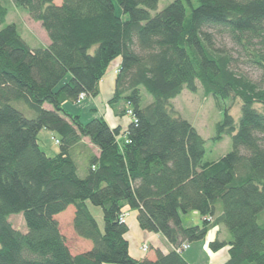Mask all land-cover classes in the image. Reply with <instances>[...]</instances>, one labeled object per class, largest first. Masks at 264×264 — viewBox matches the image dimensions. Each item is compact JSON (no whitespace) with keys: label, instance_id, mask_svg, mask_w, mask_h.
<instances>
[{"label":"trees","instance_id":"obj_1","mask_svg":"<svg viewBox=\"0 0 264 264\" xmlns=\"http://www.w3.org/2000/svg\"><path fill=\"white\" fill-rule=\"evenodd\" d=\"M10 1L49 43L29 47L0 5V264H187L177 249L218 226L230 239L208 248L227 247L224 264H264V0H174L153 16L159 0ZM217 37L242 52L260 85L236 72L238 60L216 47ZM117 57L107 105L130 118L126 128L101 117L82 124L66 113L64 103L99 95ZM198 90L222 111L214 140L231 137L232 151L213 163L203 162L205 141L171 105ZM42 130L58 138V154L41 150ZM85 138L99 155L80 177L71 151ZM87 203L101 209V229ZM70 206L75 235L91 243L77 255L55 220ZM125 209L171 250L133 259L120 221ZM190 212L200 226H183ZM14 215H22L25 233L12 228Z\"/></svg>","mask_w":264,"mask_h":264},{"label":"rangeland","instance_id":"obj_2","mask_svg":"<svg viewBox=\"0 0 264 264\" xmlns=\"http://www.w3.org/2000/svg\"><path fill=\"white\" fill-rule=\"evenodd\" d=\"M174 0H159L156 11H151L150 15L153 16L156 12L161 11L168 6ZM0 5L7 10L6 24H14L22 39L31 48H38L48 45L49 41L46 33L42 29L41 25L31 20V18L21 10L17 9L10 0H0ZM116 14L123 19L126 16H122L120 7L115 4ZM216 47L228 51L232 54L234 59L238 60V67L236 72L247 78L249 81L258 85L260 82V73L252 66H247L243 62L245 61L244 55L240 50L232 44L226 38H215ZM120 57L115 58L109 65V71H113L118 66ZM150 98L144 95L143 106L148 104ZM171 105L174 111L183 119L188 121L199 133V135L205 141V154L203 162L213 163L224 157L227 153L232 151L231 137L229 135H223L221 140L215 141L216 125L222 120V111L219 110L215 104V101L211 97H205L201 90L196 93H190L183 91L178 97L171 100ZM224 105L228 108L231 106L230 101L225 102ZM16 108L17 106L14 105ZM63 109L66 113L72 116H79L80 122L86 124L94 118H103L109 124L113 123L114 119L110 115L114 113L110 109L105 101L104 93L99 94L96 98L86 97L80 103H64ZM115 114V113H114ZM231 116L238 119L240 115V106L238 102H234L230 109ZM115 119L119 121L122 126H126L130 123L128 116H117ZM38 144L41 150L49 157L59 153V146L57 137L48 131L42 130L38 136ZM86 139V138H85ZM83 140V139H82ZM81 140V142H82ZM78 144L72 151L71 155L76 162L78 168V175L84 177L86 174L88 160L92 156H98L99 152L88 141ZM90 214L97 220L100 229L102 228V213L99 207H95L87 203ZM74 215V208L68 207L64 212L55 216V220L58 222L59 230L64 236L67 248L72 255L84 253L91 248V243L87 240L77 237L72 228V219ZM184 227L200 226L201 218L196 212H190L187 215L181 216ZM124 220L127 221L129 231L126 235V239L129 244V250L133 257H145L146 255L154 256V250H149V246L154 242L150 240L151 233L142 231L138 228L134 214L130 212V216L125 213ZM9 223L12 228L18 230L21 233L26 232L25 224L22 215H14L9 217ZM258 223L264 224V211L258 217ZM220 236L218 241L224 242L230 239L228 232L224 226L219 227ZM216 232V231H215ZM215 232L211 231L206 235L205 239L199 242L188 244V249L182 251V257L190 264H223L227 260H221V253H227V248H222L218 252H213L208 248L209 240L215 237ZM142 247H146L147 251L144 253ZM157 247V246H154ZM161 248V246H159ZM163 251H167L162 245ZM161 249V250H162ZM141 250V251H140ZM142 252V253H141Z\"/></svg>","mask_w":264,"mask_h":264},{"label":"crops","instance_id":"obj_3","mask_svg":"<svg viewBox=\"0 0 264 264\" xmlns=\"http://www.w3.org/2000/svg\"><path fill=\"white\" fill-rule=\"evenodd\" d=\"M120 63V62H119ZM118 66H119V64H118ZM118 66L116 67V68H114L113 69V71H109V69H108V72H107V74L105 75V77L101 80V82L99 83V94H101V93H104V95H105V101H106V103L108 102V100L112 97V95H113V91H114V82H115V75H116V70L118 69ZM111 117H113L114 119L112 120V122L113 123H111V124H109L106 120V122L108 123V125L111 127V128H115V127H118V126H120L122 129H125L126 128V126H122L120 123H119V121H117V119H115V114L114 113H112V115H110ZM84 141H87V139H83L82 140V142L81 143H85ZM80 143V144H81ZM97 150V149H96ZM97 156V155H96ZM130 212L131 213H133L134 214V217H135V221H136V213L135 212H133V211H129L128 209H125L124 210V213H126L128 216H130ZM125 222H126V225H127V221L125 220ZM136 224H137V222H136ZM128 226V225H127ZM138 226V225H137ZM219 227L220 226H218V227H215V228H213V229H211L210 231L212 232V233H214L215 231V237L213 238V239H211V240H209V243H211V242H213L214 240H218V237L220 236V231H219ZM139 228V227H138ZM128 230H129V228H128ZM209 231V232H210ZM208 232V233H209ZM207 233V234H208ZM125 238H126V236H125ZM150 240H152L154 243L152 244V245H150L149 246V250H154V252H155V250L156 249H158V250H160L162 253H168L170 250H171V245L163 238V237H161V236H159V235H154V234H152L151 236H150V238H149ZM127 240V239H126ZM128 242V241H127ZM208 243V244H209ZM129 245V244H128ZM162 245H164V248H165V250H167L166 252L165 251H163V249H162ZM154 246H157V247H154ZM159 246H161V248L159 247ZM189 247V246H188ZM227 248V247H226ZM162 249V250H161ZM227 250H228V248H227ZM141 251V250H140ZM142 253V252H141ZM129 255L133 258V259H135V260H138V261H141V260H149V261H153L154 259H155V255L154 256H152V257H150V256H148V255H146L145 257H139V256H135V257H133L132 256V254L130 253V250H129ZM220 255V258H221V260H227L228 259V253H221V254H219ZM186 261V260H185ZM187 262V261H186ZM187 264H190V263H188L187 262ZM224 264V263H223Z\"/></svg>","mask_w":264,"mask_h":264},{"label":"built area","instance_id":"obj_4","mask_svg":"<svg viewBox=\"0 0 264 264\" xmlns=\"http://www.w3.org/2000/svg\"><path fill=\"white\" fill-rule=\"evenodd\" d=\"M84 98H85V95H84V94H81V95L78 97L77 102H78V103L82 102V101L84 100ZM128 115H130V112H128ZM124 218H125V214H123V215L121 216L120 221H121V222H124V221H125ZM141 249H143V252H144V253L147 251V248H146V247H142ZM186 249H188V245L184 244L180 249H177V252H182V251H184V250H186Z\"/></svg>","mask_w":264,"mask_h":264}]
</instances>
